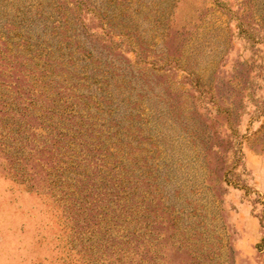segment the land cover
<instances>
[{
    "label": "rangeland",
    "instance_id": "374dc122",
    "mask_svg": "<svg viewBox=\"0 0 264 264\" xmlns=\"http://www.w3.org/2000/svg\"><path fill=\"white\" fill-rule=\"evenodd\" d=\"M55 110L125 187L121 213L92 193L84 229L48 177ZM141 243L264 264V0H0V264H138Z\"/></svg>",
    "mask_w": 264,
    "mask_h": 264
},
{
    "label": "trees",
    "instance_id": "16d2710c",
    "mask_svg": "<svg viewBox=\"0 0 264 264\" xmlns=\"http://www.w3.org/2000/svg\"><path fill=\"white\" fill-rule=\"evenodd\" d=\"M53 62V61H52ZM52 70V69H50ZM50 72V71H49ZM47 72V74L49 73ZM53 80V79H52ZM47 81H44L43 84H46ZM54 108L60 109L59 105H54ZM48 115L50 121V124L48 123H41L44 124L45 127L49 128L52 130V132H49L51 137H53L54 144L53 146L57 148V152L60 155V159L57 158L58 161L61 162V165L57 163V165H54L55 167H51L54 169L55 175H50L48 174L49 179H51V185L56 186L59 188L67 187V190H59L61 194L65 196L64 200L68 198L67 202L72 203L70 198L74 199V201L78 202V204L71 205L68 210L72 211L74 218H79V221L76 223L77 225L80 224V220L82 219L83 223L85 224L84 226L81 227V229L87 228V225H89V220L86 218L88 217L89 214L92 212V207L91 205L94 204V196L92 195L93 192L96 191V194H102L107 196V195H112L114 196L115 202L109 205L108 210H111L112 212L116 213H121L122 212V205H121V199L124 198L125 195H121V191L125 188L124 186L120 187L116 184V180L113 179V177L110 174H107L105 171H98V174L100 177L95 179L92 177L91 171L87 169L85 166H89L91 164V158H88L87 156L84 155V152L89 150L92 151V149H79L76 145L70 144L71 142H75L76 140H79L78 137L76 136V131H73V127H70V125H66V121H73L77 114L74 113H67V115H63V111H52L49 112ZM53 116V117H52ZM81 118H84L83 122L77 123V130L79 131L77 134L81 136V138H86L85 135H83L81 129L83 130H89L91 123V119L88 118V115H82ZM47 118V117H46ZM65 122H63V121ZM85 124H87L85 126ZM80 127V129H79ZM68 129V132H64L63 130ZM70 131H73L72 134H70ZM59 137V138H58ZM81 144V143H80ZM82 148L84 147L83 144L80 145ZM86 148V147H85ZM85 150V151H84ZM94 151V149H93ZM97 152V151H96ZM100 152H105L106 155H109L111 157L113 156H119L117 153H111L108 151V149L105 151L101 150ZM59 157V156H58ZM83 158V160H82ZM110 160L109 158L105 157H100L99 160ZM89 160V162H87ZM117 160L110 161V163H115ZM61 166V167H60ZM105 169H111L110 165H107L106 163L103 164ZM70 172L71 175H65L64 172ZM79 171V174L76 172ZM75 172V173H72ZM54 177V178H53ZM60 177L59 179H57ZM66 179L67 182L61 183V179ZM77 183V184H76ZM100 184V185H99ZM111 187V189H110ZM111 191V193H109ZM78 195V196H77ZM69 196V197H68ZM97 200V199H96ZM89 206V207H88ZM108 210L103 211V214L105 215L104 218L107 216H110L108 214ZM131 212L133 213L134 210L132 209ZM101 214V215H103ZM106 220V219H105ZM80 227V225H79ZM79 242L82 241L83 239L78 238ZM133 243H122V247L125 248H131ZM143 246H145V250L142 252L143 257L140 258V262L138 264H155L153 256V251H152V245L151 243H141ZM133 247L131 250L133 251ZM120 251V249L118 248ZM123 250V249H121ZM124 259L119 260L118 264H128V257H125V253L123 251ZM141 257V255H138ZM90 264H97L93 261H90Z\"/></svg>",
    "mask_w": 264,
    "mask_h": 264
}]
</instances>
